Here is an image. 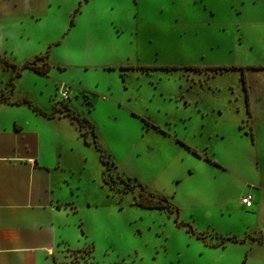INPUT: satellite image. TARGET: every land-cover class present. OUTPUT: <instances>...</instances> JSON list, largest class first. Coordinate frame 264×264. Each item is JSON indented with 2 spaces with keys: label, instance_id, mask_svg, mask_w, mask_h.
<instances>
[{
  "label": "rangeland",
  "instance_id": "obj_1",
  "mask_svg": "<svg viewBox=\"0 0 264 264\" xmlns=\"http://www.w3.org/2000/svg\"><path fill=\"white\" fill-rule=\"evenodd\" d=\"M37 3L33 50L51 70L15 77L13 97L38 110L1 111L42 132V158L79 188L80 234L52 264H264L249 256L264 243V68L246 71L249 110L241 71L213 69L264 66V0ZM14 75L0 70V104ZM139 185L170 210L138 207Z\"/></svg>",
  "mask_w": 264,
  "mask_h": 264
},
{
  "label": "crops",
  "instance_id": "obj_2",
  "mask_svg": "<svg viewBox=\"0 0 264 264\" xmlns=\"http://www.w3.org/2000/svg\"><path fill=\"white\" fill-rule=\"evenodd\" d=\"M53 3L47 2V9ZM43 16L44 8L37 0H0V61L7 59L21 66L39 56H35L32 42ZM19 52L22 60L17 59ZM4 69L16 73L0 66ZM30 71L24 70L19 77ZM60 82L66 78H57L56 83ZM14 91L0 104V264H52L62 249L74 250L70 235L80 234L76 213L67 208L69 203L79 208V188L55 157L54 167L42 158V132L31 128L20 115L4 121L1 107L21 106L12 103L25 99H15ZM257 246L264 243H256L249 256L264 262V253Z\"/></svg>",
  "mask_w": 264,
  "mask_h": 264
},
{
  "label": "trees",
  "instance_id": "obj_3",
  "mask_svg": "<svg viewBox=\"0 0 264 264\" xmlns=\"http://www.w3.org/2000/svg\"><path fill=\"white\" fill-rule=\"evenodd\" d=\"M86 1H89V0H86ZM80 8H81V4H79L77 9L75 10V14H77L80 11ZM74 17L71 18V22H70L71 26L74 25ZM42 58L46 59V58H48V55H46V56L39 55L34 60L27 61L21 66L15 64V63H12V62H10L7 59H2L1 60L2 66L4 68H6V69L13 68L16 71L15 75L12 77V79L10 80V83H9V85L12 88V90L15 88V85L13 83L14 78L21 76L22 72L24 70H31V71H33V72H35L37 74L44 75V76L48 75V73L51 70V65L48 62H44L43 65H38V61H40ZM168 68H171V67H168ZM172 68H177V66H173ZM187 68L197 69V70L201 69V68H199V66H193V65L190 66V67H187ZM250 68L251 69H253V68L254 69L255 68H264V66H260V65L259 66H257V65H255V66L242 65V66L237 67V66L223 65V66L213 67V69H215V70H230V69L236 70V69H238V70L241 71V81L243 83V88H244V91H245V99H246L247 107L249 106V94H248L249 92H248V86H247V74H246V71L248 69H250ZM124 69H127V67H123V70ZM109 70H115V68L110 67ZM12 104H15V105L28 104L33 109L38 110L37 107L34 106L33 103L28 98H25V99H23L21 101L14 102ZM62 105H61V107H63ZM64 106L67 107L66 105H64ZM248 110H249V107H248ZM38 112L41 113V114L43 113L42 111H38ZM59 112H63V111H59ZM65 112H66L67 115L71 116L72 119L80 118L79 113H77L75 111H71L69 108H67V111H65ZM248 113H250V111H248ZM44 115L51 118V116L48 115L47 113H44ZM83 120H84L85 124L89 123V121L86 118L82 119L81 121H83ZM191 150H192L193 153L198 154L195 149L192 148ZM101 156H102L103 162L106 163V165L110 167L109 162L107 163V161L104 160L105 159L104 154L101 155ZM104 182L106 184L110 185V181L108 180V178H104ZM139 186L142 188V191H141L140 195L136 198V201H135V204L138 207L144 208V209H158V210L167 209V210H170L171 206H170V203L168 201L169 200L168 196L163 195V194L159 195V194L151 192V191H146V189L142 185H139ZM134 187H136V186H134ZM111 188L113 189L112 186H111ZM82 234L84 235V232H82ZM263 239H264V237H263ZM223 240L224 241H231V242H238V239L235 236L234 237H224Z\"/></svg>",
  "mask_w": 264,
  "mask_h": 264
},
{
  "label": "built area",
  "instance_id": "obj_4",
  "mask_svg": "<svg viewBox=\"0 0 264 264\" xmlns=\"http://www.w3.org/2000/svg\"><path fill=\"white\" fill-rule=\"evenodd\" d=\"M66 92H65V94H66ZM240 203L244 206V208L249 209V208H251L254 205V198H253V196L251 194L244 195L240 199Z\"/></svg>",
  "mask_w": 264,
  "mask_h": 264
}]
</instances>
